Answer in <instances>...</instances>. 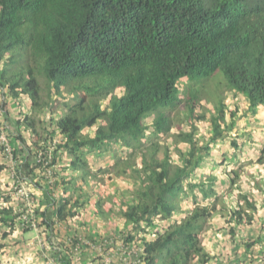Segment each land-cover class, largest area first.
Masks as SVG:
<instances>
[{
	"label": "trees",
	"instance_id": "obj_1",
	"mask_svg": "<svg viewBox=\"0 0 264 264\" xmlns=\"http://www.w3.org/2000/svg\"><path fill=\"white\" fill-rule=\"evenodd\" d=\"M217 71L253 113L264 103V0H0V88L18 107L30 103L15 120L28 143L19 132L11 138L25 149L21 157L13 149L16 177L39 192L31 217L37 232L51 239L56 221L78 217L65 190L55 197L46 183L41 151L68 174L59 176L64 189H78L76 173L97 197L96 215L114 210L124 219V241L143 243L141 264H206L204 235L217 214L230 238L239 235L246 253L257 255L264 229L247 238L243 230L259 217L254 192L264 193V146L251 172L243 164L224 169L221 194L212 172L194 178L210 143L233 123H225L222 100L208 119L194 110L197 97L190 103L181 83ZM206 119L210 134L198 136ZM238 137L230 139L233 154ZM9 200L0 191L4 238L26 213L21 200L18 210ZM156 221L167 223L150 232ZM55 252L59 264H73L72 253Z\"/></svg>",
	"mask_w": 264,
	"mask_h": 264
},
{
	"label": "crops",
	"instance_id": "obj_2",
	"mask_svg": "<svg viewBox=\"0 0 264 264\" xmlns=\"http://www.w3.org/2000/svg\"><path fill=\"white\" fill-rule=\"evenodd\" d=\"M238 100L241 102L243 97L240 96ZM2 101H4L5 107L0 109V123L5 122V126L8 127L7 133L12 151L13 149H17V154L21 157L24 154V146L19 141L18 143H13L11 134L12 132L13 134L19 132L25 142L28 143V130L23 124L16 125L15 120L22 118L23 113L30 112V103L25 98L23 99L22 106L18 107L6 92L2 93L0 88V104ZM235 110L237 113H241L237 108ZM248 116L252 118L246 119L245 117L243 121L235 124L234 128L225 130L226 134L224 137L210 143L209 155L200 163V167L194 173V178L196 179L207 175L209 172L215 174L217 178L216 185L218 186L217 191L220 194L228 186V176L224 172V169L237 168L243 164L245 165L244 168L251 172L253 168L256 169L258 167L255 162L258 158L259 148L264 145V107L261 108L258 114H248ZM7 120H10V122H7ZM207 131L208 133L204 135L205 137L210 134L209 128ZM235 134L239 136L238 138L242 144H240L236 154H233L230 139ZM20 157L14 155V151L11 156H6L0 149V163L5 167L0 172V191L4 192L5 196H9L11 200L10 205L15 210L19 209V199H14L15 195L8 190L13 181L12 172H14L17 164L20 162ZM62 164H65V160L61 162ZM53 169V181L50 187H52L56 195L55 197L62 194L65 190L67 196L71 198V202L77 208V219L56 221L51 239L46 237L45 232L38 233L35 230L23 232L19 220H16L12 233L4 238L2 237V232L6 230V227L0 225V244H2L0 248V263L59 264L56 260V248L62 252L69 251L72 253L73 264H102V257L105 254L111 256L112 264H122L125 260H131L133 263H136L143 243L140 239L129 242L124 241L130 230V226L125 224L124 219L114 210L113 212H109L105 218L96 215L94 213V203L97 197L92 194L88 181L85 180L83 182L74 173L73 177L75 178L76 185H78V189H73L72 186L64 189L66 185L59 182V176H63L64 180H67L68 174H66V171L64 172L62 169H59L58 165L53 164ZM247 177H249V174ZM248 182L251 183L252 181L248 179ZM118 183H120V180L108 182L111 187H113V184ZM26 187L33 200H36L37 203V199L40 198L39 192L27 183ZM79 191L81 192L80 196L78 195ZM254 196L259 207L257 215L259 217L256 218L257 221L248 230H243L246 238L256 236L261 229H264V193L255 191ZM114 208L116 210L117 207L114 206ZM185 208L187 207L184 206L183 209L186 210ZM166 223L156 221L154 227L150 228V232L155 229L157 230V228ZM228 230L229 225L225 223L224 217L217 214L212 218L210 228L204 235V247L210 255L206 264H264V241L252 248L258 254L250 255L246 253L244 246L241 244L240 236L235 235L232 240L228 235ZM76 238H86L95 243L105 240L107 244L99 250L98 247L82 246V251L77 253L74 251L75 249L73 250L74 246L71 244L72 239L76 240Z\"/></svg>",
	"mask_w": 264,
	"mask_h": 264
},
{
	"label": "rangeland",
	"instance_id": "obj_3",
	"mask_svg": "<svg viewBox=\"0 0 264 264\" xmlns=\"http://www.w3.org/2000/svg\"><path fill=\"white\" fill-rule=\"evenodd\" d=\"M185 82H186V85L185 83H181V90L184 88L187 89L185 90V92L188 94L189 97L192 98V100H190V103L196 100L193 98L195 96L197 97V100H198L196 106L194 107V110L198 112L200 111V112L206 113V118L208 119L209 116L214 112L213 105L215 104V106L218 107L220 101L222 100V102L226 106V112H227L226 115L224 116L225 123L229 124L230 122H232L233 128L235 124L239 123L240 121H243L245 117L246 119L252 118V117H249L248 114L249 115L258 114L261 108L264 107V103L258 105L255 108V111L253 113L249 107V101L246 99L244 94L235 90L234 87H232L227 82V80L225 79V77L222 75L220 71H217L215 74H213L212 76L208 78H202L198 80L185 81ZM240 96L243 97V100H241V102H239L238 100ZM189 106L187 109H190ZM235 108L241 111V113L240 112L237 113ZM229 111H231L233 114L230 115ZM183 113H184V109L180 111V115H182ZM207 119L205 121H201L198 123L197 125V130H198L197 135L198 136H201L200 134L206 135L208 133L207 129L209 128V124H208ZM176 123H179V122H177L176 120ZM221 125L223 126L224 124L221 123ZM180 126L185 130H188L189 128L187 123H183ZM172 131H176V129L174 128ZM260 148L258 151V157L260 156V150H261ZM259 170H261V174L264 175V165H261L259 167Z\"/></svg>",
	"mask_w": 264,
	"mask_h": 264
},
{
	"label": "built area",
	"instance_id": "obj_4",
	"mask_svg": "<svg viewBox=\"0 0 264 264\" xmlns=\"http://www.w3.org/2000/svg\"><path fill=\"white\" fill-rule=\"evenodd\" d=\"M7 129H8V127H6L5 124L0 123V149L2 150L4 155L11 156L13 151H12L11 143L9 141ZM41 153H42L41 151H38L37 156H36V160L38 162L42 163L43 176L46 179V183L51 184L53 181L54 169H53V165H50V160H49L50 155L44 159L41 157ZM12 177H13V181H12L8 191L11 193L13 192V194L15 195L14 199L21 200L23 207L26 208V213L22 214L18 220L20 221V223L23 227L31 226L32 230H35L37 232L36 223H35V221H33L31 219L32 213H33V210H32L33 198L31 196L29 190L26 187V183L16 177L15 170H14V172H12ZM10 201L11 200H9V204H10ZM71 244L74 246L73 250L75 249L74 251L79 253L80 251H82V246L83 247H98V250H99L102 247L104 248L105 244H107V242L105 240H102L99 243H95L94 241L92 242L86 238H82V239L76 238V240L72 241ZM111 259L112 258L110 255H107V254L103 255L102 264H112ZM137 263L141 264L139 258L137 259L136 263H133L131 260L130 261L125 260L124 263L122 262V264H137Z\"/></svg>",
	"mask_w": 264,
	"mask_h": 264
}]
</instances>
